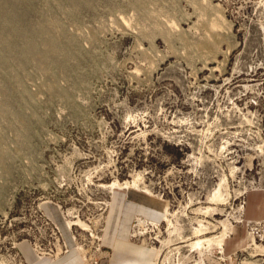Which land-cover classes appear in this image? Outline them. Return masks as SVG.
Wrapping results in <instances>:
<instances>
[{
	"label": "rangeland",
	"instance_id": "1",
	"mask_svg": "<svg viewBox=\"0 0 264 264\" xmlns=\"http://www.w3.org/2000/svg\"><path fill=\"white\" fill-rule=\"evenodd\" d=\"M122 225L264 264V0H0V264H116Z\"/></svg>",
	"mask_w": 264,
	"mask_h": 264
},
{
	"label": "crops",
	"instance_id": "2",
	"mask_svg": "<svg viewBox=\"0 0 264 264\" xmlns=\"http://www.w3.org/2000/svg\"><path fill=\"white\" fill-rule=\"evenodd\" d=\"M125 225H122L120 228H117L115 234L118 235V237L115 238L114 247L118 252V261L116 264H150V257H148V254L144 249H138L137 256L135 257H129L127 250H130L132 248V244L128 242L125 238V234L127 233V228H125ZM109 233V232H108ZM107 233V235H109ZM114 229L110 231V235H113ZM136 247V246H135ZM78 257L71 253L64 255L60 260H58L55 264H77ZM36 264H47L45 262L40 261Z\"/></svg>",
	"mask_w": 264,
	"mask_h": 264
},
{
	"label": "bare ground",
	"instance_id": "3",
	"mask_svg": "<svg viewBox=\"0 0 264 264\" xmlns=\"http://www.w3.org/2000/svg\"><path fill=\"white\" fill-rule=\"evenodd\" d=\"M207 226H208V225H207ZM207 226H206V227H207ZM213 226H214V225H213ZM202 227H204V226H202ZM199 228H200V227H199ZM206 232H207V231H206ZM199 234H201V233H199ZM225 235H226V230L224 229V230L220 233L219 236H214L213 238L207 239V241H209V242H213L214 244H217V245L222 246ZM200 243H201V240L196 241V244H197V245L200 244ZM210 244H211V243H210Z\"/></svg>",
	"mask_w": 264,
	"mask_h": 264
}]
</instances>
